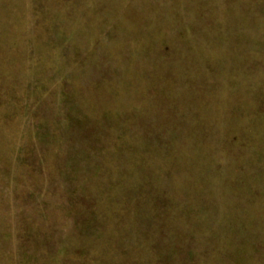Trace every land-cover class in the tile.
I'll return each mask as SVG.
<instances>
[{"label": "rangeland", "instance_id": "374dc122", "mask_svg": "<svg viewBox=\"0 0 264 264\" xmlns=\"http://www.w3.org/2000/svg\"><path fill=\"white\" fill-rule=\"evenodd\" d=\"M0 264H264V0H0Z\"/></svg>", "mask_w": 264, "mask_h": 264}]
</instances>
